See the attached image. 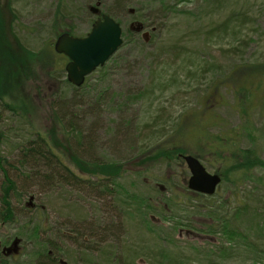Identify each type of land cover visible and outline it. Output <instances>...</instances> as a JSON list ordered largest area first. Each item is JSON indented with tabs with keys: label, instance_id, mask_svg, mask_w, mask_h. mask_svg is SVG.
Returning a JSON list of instances; mask_svg holds the SVG:
<instances>
[{
	"label": "rangeland",
	"instance_id": "obj_1",
	"mask_svg": "<svg viewBox=\"0 0 264 264\" xmlns=\"http://www.w3.org/2000/svg\"><path fill=\"white\" fill-rule=\"evenodd\" d=\"M117 1L0 0L4 36L30 52L53 44L58 27L85 37L96 19L90 7L123 30L121 47L78 91L60 72L54 82H35L43 101L32 82L25 83L24 93L35 102L23 121L0 111V157L7 161L0 166V187L2 169L15 184L9 196L14 219L0 215V239L21 240L16 264H34L36 247L45 242L64 264H264V0ZM239 86L250 106L244 115L241 106L237 110ZM53 108L65 114V125L72 115L81 132L72 150L81 160L128 163L118 182L134 197H120L117 185L111 194L96 178L78 174L60 146L62 163L89 185L55 184L57 178L47 183L39 175L47 171L43 160L22 159V147L53 127ZM54 122L62 141L66 135ZM231 130L237 148L253 149L263 162L247 178L231 170L230 154L212 158L204 148L209 141L202 132L214 137ZM178 140L187 153L203 155L209 173L220 174L213 196L196 198L187 188L190 173L179 155L181 162L139 159ZM174 195L191 200L172 202ZM149 200L155 210L144 217ZM223 219L238 235L230 242L221 227L205 233L201 226L216 220L221 226Z\"/></svg>",
	"mask_w": 264,
	"mask_h": 264
},
{
	"label": "trees",
	"instance_id": "obj_2",
	"mask_svg": "<svg viewBox=\"0 0 264 264\" xmlns=\"http://www.w3.org/2000/svg\"><path fill=\"white\" fill-rule=\"evenodd\" d=\"M120 0L117 1V4H119ZM139 19L141 17L138 16ZM140 22L142 24H146V20L141 19ZM0 111L5 112L7 111L8 114L15 116L19 120L23 121L24 114L27 113L28 106L31 107L32 103L35 102L33 97H28L24 91L23 87L25 83L32 82L34 91H37L40 93L41 100L42 99V91L40 84H35L36 81H39L38 79H42L43 77L50 81L53 80L56 81V75L58 73H64V68L62 66V63L66 60L64 57L59 56L54 53L52 48V43L47 45V47L41 51L38 52H30L24 48L23 45L19 42L18 39L13 38L12 40L7 39L4 36V27H3V21L0 14ZM54 37H57L62 32H68L72 33L71 29L66 27H58L55 28L54 31ZM3 35V36H1ZM36 67H38V71H36ZM64 84L66 86H71L68 84V82L65 80ZM74 91H78L79 89L71 86ZM82 88V87H81ZM80 88V89H81ZM235 94L237 95V110H241V115H244L248 109H250V106L246 103V99L242 97L244 95L245 90L242 86L237 87L235 90ZM55 99L59 96L58 93H54ZM242 97V99H241ZM263 97V96H262ZM54 99V100H55ZM261 100H264V97L261 98ZM54 103V102H53ZM52 107H54L52 105ZM249 114V112H248ZM247 115V114H246ZM53 120L51 121L53 127L48 131L46 137H43L41 135H37L36 142H27L25 146L22 147V154L21 157L23 160L31 161V162H40V160H43L46 166L47 171L39 173L40 176L45 177L47 179H43L45 182L46 180L49 183L52 181V178H57L58 181H56L55 184L59 183H67L71 181L76 186L82 187V185H89L90 180H83L74 173L72 170L68 169L61 161V155L58 154V151L56 149V145L60 146L64 152V155L68 156L69 160L73 165H75L76 170L78 171V174H84L86 176H91L97 179L98 182H102L101 188L102 190L108 191L111 194L113 191H111L113 185H117V187L120 189L119 196L122 197V195H125L128 198L134 197V194L124 191V188L122 187L121 183L118 182L119 178L125 173V167L128 163H98V162H86L81 160L72 150V143L74 141V138L78 139L81 135V132H77L73 128V124L71 122V119L73 118L72 115L69 117V121L66 123V125L63 123L65 119V114L61 115L59 114L56 109L53 108ZM54 120L58 121L59 127L63 130L66 137H63L65 139H62V141H59L57 137V128L56 123ZM67 126H70V130H68ZM205 127V125H203ZM209 126H206L205 128L208 129ZM74 129V130H73ZM227 134H217L214 137H210L206 135L205 132L201 133V137H206L209 143L204 142V148L206 150L207 155L211 156L212 158H221L220 156L230 154L231 160L234 165H232L231 170L232 171H239L243 178H247L251 170L257 168V167H263V162L260 160V157L254 151L250 148H243L242 146L237 148V144H235L236 139L238 135L235 133L234 130L227 131ZM76 133V137H73V135ZM3 139V134L0 133V140ZM195 137H192L191 140H195ZM201 140V139H200ZM199 141L196 139L194 142ZM1 142V141H0ZM50 144L53 145V147L50 146ZM89 145H87L88 147ZM187 153L179 144H172L169 143L163 146V148H154L149 151L147 154H143L141 158H146V156L150 155V157L154 158V160H162V161H168L170 159H176L181 162L180 159H177V156L179 154ZM189 154V153H187ZM195 157L202 160L203 155L201 153H193ZM52 159V161H50ZM146 159L144 162H146ZM4 161V158L0 157V166H2ZM7 161H4V163ZM2 168V167H1ZM3 171V182L0 187V203L2 206L1 211V217L2 221H11L14 219L13 211L11 208V203L9 201V196L12 191L15 190V184L10 179L7 171L5 169H2ZM217 173V172H216ZM220 175V174H219ZM90 177V178H91ZM82 182V183H81ZM44 183V182H43ZM79 183V184H77ZM106 183V184H105ZM82 184V185H81ZM100 184V183H99ZM107 186V187H106ZM79 189V188H78ZM79 189V190H80ZM165 192V191H164ZM196 198H202L201 195L196 194ZM180 199L184 204L187 202H190L191 198L189 196L184 195H174L172 199H170L172 202H176ZM145 202V201H144ZM135 204V203H134ZM136 206V205H135ZM131 205L127 208V214H129V209H131ZM213 208V207H210ZM151 210H155L152 202L149 200L147 203V207L145 209V212L142 214L144 217H149V214L151 213ZM212 210V209H209ZM210 213L213 211H209ZM139 213H140V207H139ZM230 219H223L221 226L218 223V220L213 221L208 224H200L202 228H204L205 233H216L218 229H222V233L225 237H228V242H230V239L232 240V236H238L235 231L236 229L231 226V220ZM230 228V230H229ZM197 229V228H196ZM195 229V230H196ZM194 230V231H195ZM230 231L227 232V231ZM198 231V230H197ZM200 231V230H199ZM248 240V238H247ZM253 246V243L251 244ZM250 246V247H251ZM241 248V247H240ZM244 248H249V245L245 244ZM243 248V249H244ZM226 252L225 246H223V253ZM220 253V252H218ZM210 264V261H209Z\"/></svg>",
	"mask_w": 264,
	"mask_h": 264
},
{
	"label": "water",
	"instance_id": "obj_3",
	"mask_svg": "<svg viewBox=\"0 0 264 264\" xmlns=\"http://www.w3.org/2000/svg\"><path fill=\"white\" fill-rule=\"evenodd\" d=\"M93 15H99L97 7H90ZM122 29L108 15H101L93 23L90 32L83 38L62 33L56 38L54 51L68 59L65 65L67 81L75 87H81L85 78L105 63L122 45ZM185 162L190 178L188 188L196 193L211 196L221 179L206 171L199 160L191 155L179 156Z\"/></svg>",
	"mask_w": 264,
	"mask_h": 264
},
{
	"label": "flooded vegetation",
	"instance_id": "obj_4",
	"mask_svg": "<svg viewBox=\"0 0 264 264\" xmlns=\"http://www.w3.org/2000/svg\"><path fill=\"white\" fill-rule=\"evenodd\" d=\"M2 238L3 239H0V264L18 263L23 256L21 240H13V237L9 235L3 236ZM49 245L50 242H45L43 247H36V250L39 251V253L37 252L36 254L34 264H64L62 261H59L60 259L55 257L54 250H51L54 247L50 248Z\"/></svg>",
	"mask_w": 264,
	"mask_h": 264
}]
</instances>
